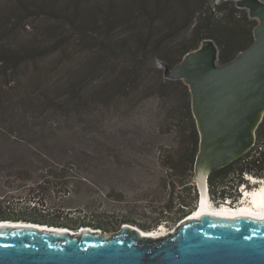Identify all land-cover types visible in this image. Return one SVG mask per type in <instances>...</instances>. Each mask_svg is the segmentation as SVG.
I'll return each mask as SVG.
<instances>
[{"label":"rangeland","instance_id":"1","mask_svg":"<svg viewBox=\"0 0 264 264\" xmlns=\"http://www.w3.org/2000/svg\"><path fill=\"white\" fill-rule=\"evenodd\" d=\"M17 1L0 0V48L25 49L41 42L36 46L43 55L34 53L39 57L33 59L27 55L17 71L12 65L0 66V216L42 221L58 217L59 222L90 226L108 236L125 223L142 230L145 226L146 231L162 226L167 234L172 232L184 219L182 212H192L194 202L196 208L199 194L194 181L195 158L190 161L194 138L185 111L191 106V95L181 79L166 77L168 67L154 57V46L158 57L178 59L177 66L187 55L181 56V46H188L195 38L191 30L202 14L220 17L218 10H212L219 0H169L167 6L177 21L169 27L161 19L164 38L160 47L145 32L146 24L153 21L141 16L137 32H145L151 54L140 64L141 70L135 72L125 90L112 88L91 108L69 113L58 104L47 105V98L56 95L67 81L78 82L80 67L89 54L85 49L88 42H82L79 35L74 36L73 44L63 47L48 38L47 26L61 22L57 20L61 16L53 13L69 0H27L31 5H40V13L33 14L23 11ZM82 1L85 9L93 13L96 9L99 26L107 24L108 6L104 5L110 0ZM135 1L117 0V6L137 10ZM100 4L103 7L97 11ZM234 5L238 10L236 19L246 14L258 24L250 17L244 0H234ZM152 18L155 20L156 14ZM116 24L123 37L124 30L133 26H119L123 20ZM205 41L211 40H203L197 48ZM63 50L66 57L60 54ZM68 54L70 62L65 61ZM111 69L104 73L108 79L120 72ZM155 70L174 84L156 91L152 86ZM97 77L99 85L102 81ZM240 178L246 182L238 186ZM240 178H226L224 191L226 197L230 196L226 201L218 198V181L212 197L207 179L212 204L229 202L237 207L241 189L253 190L264 183L262 179L256 184L249 182L246 175Z\"/></svg>","mask_w":264,"mask_h":264},{"label":"water","instance_id":"2","mask_svg":"<svg viewBox=\"0 0 264 264\" xmlns=\"http://www.w3.org/2000/svg\"><path fill=\"white\" fill-rule=\"evenodd\" d=\"M244 5L258 23L246 50L219 65L217 46L205 41L165 73L190 89L199 140L195 174L202 159L206 183L211 172L253 148L264 115V3ZM188 218L159 238L144 237L127 223L108 236L89 227L61 232L0 221V264H264V218Z\"/></svg>","mask_w":264,"mask_h":264},{"label":"trees","instance_id":"3","mask_svg":"<svg viewBox=\"0 0 264 264\" xmlns=\"http://www.w3.org/2000/svg\"><path fill=\"white\" fill-rule=\"evenodd\" d=\"M25 1L27 0L17 1L23 11H31V14L40 13V10H38L40 5L37 6L39 3L36 2V5H31L29 4L30 2ZM35 1L38 0H34V2ZM135 2L138 8L137 10L132 6L121 7L119 4V6H117V0H110L104 5L108 6V16L107 24L102 26H99L96 21V9L94 11L95 13H93L92 10L85 9L82 0H69L66 5H62L61 8L53 13L56 17H58L56 14L61 16L57 18V20L59 19L61 21L59 24L57 23L56 26H47L48 38L55 40L54 45L63 47V44H73L75 41L74 36L79 35L82 42H88L85 49L88 50L89 54L84 64L80 67L81 71L77 77L78 82L67 81L56 95L47 98L48 106L51 107L54 104H58L59 108H62L63 111L67 113L78 110L83 111L91 108V105H94L93 103L96 100H101L108 90L112 88L126 89V84L135 77V72L141 70L140 64L142 61L151 55L147 47L148 39L144 37L145 32L148 33V38L149 35L150 38H155L153 44L160 47V45H162L161 40L164 38L161 25H159L161 19L164 21V25L169 27H172L173 23L177 21L176 15L172 13L167 6V4L169 5L170 3L169 0H136ZM149 2L154 3V5L148 7L147 4ZM216 4L217 5L212 7V10L214 12L218 10L217 14H219L220 17L214 14H202L191 30L195 38L191 40L192 42L189 40L190 43L188 46L182 44L181 56H185L189 52L197 49L199 43L203 40H211L216 43L220 51L218 64L223 65L233 58H236L240 52L246 50L254 42L253 29L256 25L255 21L249 20L246 14L236 19L235 15L238 13V10L234 5V0H219ZM100 7H103V4L97 6V11ZM226 7L233 8L227 10ZM138 11H142V13L139 14ZM155 14L156 19L154 20L152 17H154ZM143 15L148 16L153 21L146 24L150 33L147 28L146 31L143 29L145 32H137V23ZM190 17H193V13H191ZM126 18H128V20H126ZM148 19L146 21H148ZM122 20L123 24H119V26L133 24V26H127L128 29L124 30V33L126 32L124 37L122 36L123 31H119V27L116 24ZM146 21H144V27L145 23H147ZM154 22L155 27L153 26ZM153 30L155 32H153ZM40 43L41 42H37L36 44L40 45ZM36 44L18 50L2 46V48H0V66L4 65V67L7 68L9 65H12L15 66L14 71H17L19 63L27 60L24 59L27 55H31V58L29 57L30 59L39 57L36 55L34 56V53L43 55V53H40V47H37ZM66 53L67 52L63 50L60 54L66 57ZM155 53L154 46V57L161 59L169 69H173L179 62L178 59L170 60L166 57H158ZM71 58L72 57L68 54V59L65 61L70 62ZM108 68L114 69L115 73L118 71L120 72L117 73L116 77L114 76L108 79L107 76L104 75ZM155 72H157V76L152 86L157 88L156 91L163 88L167 89L174 84L172 81L164 79L160 71L155 70ZM98 75L100 76L99 79L102 81L99 85L96 83ZM92 83L96 86H93ZM190 107L189 104L185 108V111L187 112L191 133L194 138L191 144L192 159H190V161L192 163L197 155L199 140L195 127L196 123L193 116H191ZM255 135L256 143L250 151H247L238 159L229 162L225 166L209 174L207 179L209 187L211 188L212 197L213 194H215L213 186L215 182L218 181L217 187L220 189L218 198L221 199V201H226L230 198V196L226 197L227 193L224 191L225 184L228 182L226 180L227 177L237 176L240 178L249 175L250 177L264 180V115L259 126L256 128ZM185 146H187V144L183 145L184 150L187 149ZM245 182L246 180L244 181L240 178L237 181V185L240 186ZM192 204L195 208V202ZM194 208L191 206L192 211ZM182 213L185 217L187 213L189 214V211ZM3 220L33 222L45 226L65 227L68 229H79L80 227L79 225H71L72 223L59 222L58 217L53 218L51 221H42V219L34 217L16 216L8 218V216H0V221Z\"/></svg>","mask_w":264,"mask_h":264},{"label":"bare ground","instance_id":"4","mask_svg":"<svg viewBox=\"0 0 264 264\" xmlns=\"http://www.w3.org/2000/svg\"><path fill=\"white\" fill-rule=\"evenodd\" d=\"M203 134V133H201ZM213 156V152L211 151L208 155V158L210 159ZM198 165L196 167V174H195V183L198 186V190L200 192L199 194V204L198 207L194 209L191 213H189L187 216H189L188 220H199L202 216H218V217H240V218H248V219H263L264 218V183H259L260 185L253 190H248L245 188L243 190V194L240 198H242L238 204L237 207H231L229 202L223 203L221 206H214L209 199L208 196V188L207 183L205 182V177L207 175V169L204 165L202 159L198 160ZM249 177L247 180L252 183H257V181H262L261 179H256L254 177H250L249 175H246ZM229 204V205H228ZM185 218V217H184ZM183 220V219H182ZM6 221V220H3ZM17 222L22 223H32L33 225H38L42 229H48V228H59V227H50L45 226L38 223L33 222H25V221H11L8 223V225H13ZM126 224V223H125ZM128 224V223H127ZM131 229L137 230L143 235L144 237H151V238H159V237H165L170 233H166L163 229V227H159L157 230L153 231H146L142 230L135 225H128ZM83 228V227H82ZM59 229H62L61 232H66L70 229L61 227ZM91 230H93L91 228ZM73 231V230H72ZM78 231V229L76 230ZM94 231V230H93ZM96 231V230H95ZM101 233V232H100Z\"/></svg>","mask_w":264,"mask_h":264},{"label":"flooded vegetation","instance_id":"5","mask_svg":"<svg viewBox=\"0 0 264 264\" xmlns=\"http://www.w3.org/2000/svg\"><path fill=\"white\" fill-rule=\"evenodd\" d=\"M240 200H241V199H240ZM240 200H239V201H240ZM225 203H226V202H225ZM143 229H145V231L147 230V228H145V226H143Z\"/></svg>","mask_w":264,"mask_h":264},{"label":"built area","instance_id":"6","mask_svg":"<svg viewBox=\"0 0 264 264\" xmlns=\"http://www.w3.org/2000/svg\"><path fill=\"white\" fill-rule=\"evenodd\" d=\"M229 205V204H228Z\"/></svg>","mask_w":264,"mask_h":264}]
</instances>
